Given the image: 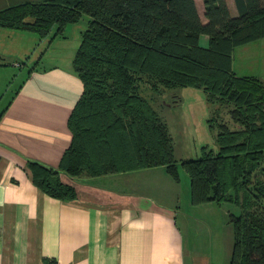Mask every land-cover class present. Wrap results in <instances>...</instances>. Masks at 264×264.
I'll list each match as a JSON object with an SVG mask.
<instances>
[{
    "label": "trees",
    "instance_id": "obj_1",
    "mask_svg": "<svg viewBox=\"0 0 264 264\" xmlns=\"http://www.w3.org/2000/svg\"><path fill=\"white\" fill-rule=\"evenodd\" d=\"M234 1L237 15L227 0H204L207 22L196 0H45L1 9L0 27L41 38L88 17L73 59L83 92L68 121L72 140L57 167L28 160L33 182L67 200L78 192L62 172L98 177L164 166L179 180L173 136L152 100L165 90L203 89L217 106L209 121L219 150L204 146L200 157L181 161L192 202L239 208L229 215L228 264H264V82L233 69L236 48L264 37V0ZM44 264L58 263L45 258Z\"/></svg>",
    "mask_w": 264,
    "mask_h": 264
},
{
    "label": "crops",
    "instance_id": "obj_2",
    "mask_svg": "<svg viewBox=\"0 0 264 264\" xmlns=\"http://www.w3.org/2000/svg\"><path fill=\"white\" fill-rule=\"evenodd\" d=\"M43 1L0 0V10ZM227 3L237 15L235 1ZM196 5L207 22L204 0H196ZM72 25L76 24H67L64 37ZM82 32L70 55L71 66H41L47 49L40 60L34 59L37 50L31 51L28 59L35 61L28 67L30 61L21 66L14 62L22 51L4 49L1 42L10 39L16 44L20 35L33 34L0 27V264H44L45 258L58 264H219L213 236L220 229L224 237L223 230L228 229L229 236L230 209L215 202L194 204L190 177L176 180L164 166L98 177L62 172V179L78 192L77 198L67 200L47 194L33 182L28 160L57 167L72 140L68 121L83 92L73 66ZM58 35L54 28L40 41L50 36L57 40ZM200 41L207 46L209 36L202 34ZM238 64L248 72L241 76H258L264 82V37L236 48L237 74ZM203 226L210 235L211 253L208 235L206 243H200ZM227 242L226 258L231 256L234 236Z\"/></svg>",
    "mask_w": 264,
    "mask_h": 264
},
{
    "label": "rangeland",
    "instance_id": "obj_3",
    "mask_svg": "<svg viewBox=\"0 0 264 264\" xmlns=\"http://www.w3.org/2000/svg\"><path fill=\"white\" fill-rule=\"evenodd\" d=\"M88 17L85 15L81 18L80 21L75 23L76 25H72L67 29V34L64 35L60 33L57 38V40L52 39L51 36L47 41L41 42V37L39 34L30 31L31 34H33L34 37H27V35H20V39L16 40V44L20 43L22 46L21 48L16 46L14 41H10V39L3 40L1 43L4 49H16L19 52L22 51L23 53H20V56H17V58H14V62L10 64L12 65H23L24 63H28L30 60L31 51L37 50V54L34 59L40 60V57L42 56V53L47 51L48 53L46 58L43 60L41 66L43 67H50L54 65H60L62 67H68L71 66V62H69L70 55L74 53L76 40L78 36L80 35V30H84L87 27L88 23ZM24 31V30H23ZM25 34V33H24ZM55 40V41H54ZM35 41V42H34ZM13 43V44H11ZM38 43V45H37ZM15 44V46H13ZM8 47V48H7ZM35 47V48H34ZM30 49L29 54L28 52L25 53V49ZM27 54V56H26ZM29 57V59H28ZM39 58V59H38ZM17 59V60H15ZM33 61L31 60L27 65L28 67L33 64ZM240 61V59H239ZM19 63V64H18ZM26 66V67H27ZM18 67V66H17ZM15 67L16 70L21 71L20 68ZM25 67V65H24ZM255 68H253V73H255ZM24 72H27L28 69L25 68L23 70ZM246 70H243L241 66L238 64L237 66V72L239 75H243ZM172 90H165L162 94H159V96H156L155 99H153V103L155 108L159 111L161 117L168 123L170 132L173 136L174 140V146H175V155L176 158L179 160L178 164V171L182 179L189 178L188 172L181 164V161L183 159H190V158H197L202 155V148L204 146H207L208 149L218 151L219 145L216 141V135H217V128H212L210 126V119L215 115L216 113V105H213L210 101H208L206 97V93L203 91V89L195 88V87H184L180 89H176L175 93L180 96L181 101L175 102V95L173 94ZM145 96H148V98L151 99V95H153V92L148 89L144 92ZM8 97V96H7ZM223 120L228 122L229 125L233 128L235 124L232 122L229 113L227 109H224L221 113ZM181 205H184V202H181ZM217 206V205H215ZM226 207H229L230 210L239 213L240 209L237 208L235 205L230 203H225ZM183 207V206H182ZM205 209L202 210V212ZM207 211V210H206ZM201 213V211H199ZM211 216H206L207 218H212ZM214 219H218V215L214 216ZM204 224H208L209 222H206V220H202ZM200 221V222H202ZM229 224V230L230 234L228 236V229L223 230L225 237L221 235L222 229L219 230V233H217L218 230H215L214 232V252L217 256L216 259L218 260L219 264H228L230 262L231 256H228L226 258V246L228 245V239L233 240V231H232V224L230 221H228ZM204 229V238L201 239V244L203 245L206 243V236L208 230L203 226ZM220 235V237H219ZM209 236V246L211 250V240L210 235ZM201 247V246H200ZM205 247V246H204ZM211 253V251H210Z\"/></svg>",
    "mask_w": 264,
    "mask_h": 264
}]
</instances>
